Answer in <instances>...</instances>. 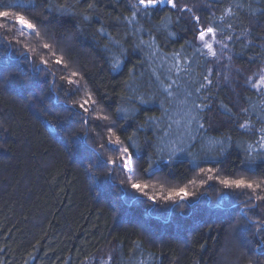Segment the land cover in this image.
<instances>
[{
    "label": "trees",
    "instance_id": "1",
    "mask_svg": "<svg viewBox=\"0 0 264 264\" xmlns=\"http://www.w3.org/2000/svg\"><path fill=\"white\" fill-rule=\"evenodd\" d=\"M90 2L0 0V11H20L47 24L40 38L27 29L21 35L18 24L0 18V73L18 74L0 81V264H84L98 256L109 257L110 264H264V236L251 222L259 215L245 209L250 219L242 217L246 196L219 200L213 185L221 186L201 173L212 168L221 178L264 179V159L255 147L264 100L245 82L264 69V0H187L201 17L198 27L232 24L225 29L233 39H224L222 60L195 39L188 14L179 22L173 16L166 28L155 16L129 25L116 19L130 14L127 0H94L95 10H87ZM229 8L231 14L220 20ZM101 27L105 33L97 31ZM149 28L156 38L153 48L140 44L149 41ZM44 43L69 62L63 75L82 73L80 84L99 102L93 116L108 115L124 125L114 131L124 146L137 145L129 149L132 170L121 171L120 154L99 148L115 136L79 122L73 100L83 92L66 103L61 73L54 78L35 72L42 57L56 58ZM176 53L187 74L168 73ZM115 59L120 64L113 69ZM47 67L55 70L51 62ZM209 69L211 84L203 79ZM169 75L185 83L182 91H191L185 104L179 103L182 94L169 104L160 90L156 77ZM201 83L206 87L196 92ZM140 97L149 103L141 104ZM193 101L200 107L192 110ZM117 108L128 111L117 114ZM186 113L205 127L189 123ZM124 115L134 119H121ZM149 116L156 119L145 124ZM246 120L252 131L238 127ZM249 144L253 164L247 159ZM131 182L147 184L146 195ZM181 187L194 195L175 203L165 199Z\"/></svg>",
    "mask_w": 264,
    "mask_h": 264
},
{
    "label": "snow or ice",
    "instance_id": "2",
    "mask_svg": "<svg viewBox=\"0 0 264 264\" xmlns=\"http://www.w3.org/2000/svg\"><path fill=\"white\" fill-rule=\"evenodd\" d=\"M7 7V6H5ZM127 7L129 9L130 14L128 16H118L117 20H123L126 21L129 25H135L139 23L138 18L144 17L148 20H151L153 16L159 18V23L163 25L165 28L167 27V22L172 21V17L175 16L176 22H179L180 20L185 19V14H188L187 20L189 23L192 24V31L194 33L195 39H198L202 47L207 49V54L211 55L212 57H216L217 53L213 49V43L209 42V39H206V37H209L211 40L215 41L216 43L221 44L222 51L224 49L228 48L227 43H224V39L232 40L233 36L231 34L224 35L225 29H231L232 24H217L215 27L212 26V23L210 22L207 27L199 26L201 25V17L195 15L193 12V7L189 6L187 0H127ZM237 7H240V5H237ZM96 4L93 0V2L88 3L87 10H95ZM86 10V11H87ZM232 10L231 8L227 9L219 19L224 20L225 17L229 14H231ZM0 18H4L5 20H10L15 24L19 25V28L17 31L20 32L21 35H24V30L27 29L29 32L34 34L37 37L43 38L44 35L47 34V24L46 21L42 18H38L37 16H33L32 19H28L23 15L20 11H11V10H3L0 11ZM84 20L90 19V16L84 15ZM35 21V22H33ZM2 26V25H0ZM156 30L159 31L160 28L157 26ZM41 28L45 29V32H41ZM97 31L100 33H105V29L103 27L99 28ZM136 31H141V29H136ZM150 39L149 41L145 42L144 40H140V44L147 43V46L149 48L155 47V37L151 36L152 28L148 29ZM221 34V39L217 40V34ZM110 37V34H107ZM168 35L174 36L175 33L169 32ZM16 43H19L17 41ZM114 43L119 44V41H114ZM191 43V42H189ZM9 44L11 42L9 41ZM53 45L49 43H44L43 48L50 50L53 57H56L54 60L50 61L49 59L41 58L39 60V64H35V72L44 71L46 76H52L56 77V72L59 71L61 73V76L59 77V80L62 81L60 84L61 90L64 92V96L66 98L65 102L67 103L68 99H71L74 96H79L81 92H83V98L82 99H76L73 100V106L77 108V111L75 115L79 117V122L82 125H94L95 128L100 129H106L109 136H115V140L109 139L106 141V143L99 144V148L106 151H112L114 153H119V161H120V168L121 171H124L125 169L132 170V165L130 161L132 160L133 154L130 152V148L137 147L134 143L128 146H124V141L121 140L120 136L116 135V131L124 127L123 124H118L117 121H113L110 119L108 115L103 116H93V112L99 107V102L93 98V93L89 90H87L83 85L80 84V80L83 79V75L79 70H72L68 76L63 75L64 72H67L70 65L69 62L65 59L64 55L57 56L56 52L53 50ZM139 47V45H137ZM183 47V46H182ZM200 49H197L199 51ZM23 55V52L21 53ZM179 59V54H173L172 56V67H169L167 69L168 73L171 74L175 70L176 73L184 72L185 74L188 73V68H181L179 66V63L177 62ZM231 59V57H229ZM54 64L55 70L49 69L47 66L49 63ZM120 61L119 59H115L113 63V69H116L119 67ZM40 65H44L45 67L42 69ZM212 69L208 70V75H205L203 79L208 82V84H211L212 81L209 79V76L212 74ZM153 75H156L154 72ZM18 74L14 73H7L6 75L3 73H0V81H8L14 78H17ZM75 78V79H74ZM157 81H159V88L160 90L165 94V98L169 104L173 102L172 99L169 98H175L177 94H182L184 96V100L179 101L180 104H185L188 100V97L192 95L191 91H182L185 88V83H182L180 79H172L171 75H169L166 80H161L160 76H157ZM247 84H249L253 89H256V91L260 94L262 100H264V69H262L258 73V79H253L252 77H248L245 81ZM67 85V87H65ZM175 86V88H174ZM206 85L201 83L198 88L195 89L196 92H199L200 89L205 88ZM135 91V89H132ZM38 100L39 98H35ZM141 104L149 103V101L143 99V97L139 98ZM163 107V104L161 105ZM200 105L196 104L194 101L192 102V110L199 108ZM103 111V109H100ZM138 110V109H136ZM127 109H121L117 108L116 113L119 114L121 112L127 113ZM168 109H164V113L167 116L168 115ZM242 112L248 113L249 109L244 108L241 109ZM261 113H264V104H262L260 108ZM189 115V123H191L193 120H196V117L191 116L190 113H186ZM121 119L128 120V119H134V117L124 115L123 117H120ZM156 117L149 116L148 120L145 121V124L148 123L149 120H155ZM97 121H106L107 123H97ZM198 123L199 129H203L205 125L203 123H199L198 120H196ZM174 123H179V121H174ZM261 126L258 129H255L256 132L259 133V139L256 141L255 147L260 149L257 153V155L264 159V115L260 118ZM144 125H141L143 127ZM150 126V125H149ZM171 124H168V128H171ZM241 129H246L247 131H252V125L250 120H246L245 123H241L238 125ZM90 131L93 130L91 127L89 129ZM85 135H88V132L85 133ZM100 136V139H104L103 132L98 133ZM135 135V132L133 133ZM127 140H132V136H127ZM190 139L194 140L195 137L192 136ZM95 142V141H94ZM107 144L114 145L113 148L108 149L106 147ZM253 145H248V152H247V159L249 161V164H253L255 162V158L251 154V150L253 149ZM108 163L115 166L117 164V160L113 159L112 157H108L107 160ZM147 171V169H145ZM207 172V180L208 181H215L217 184H219L220 188H215V185H213V190L217 192L218 199L223 201L225 200L229 195L235 193L236 195H244L246 196V200L242 203L244 204V209H242V217L245 220H249L250 217L248 216V211H245V209L253 211L254 214H258L259 218L255 221H251L254 225H258L256 227V232L261 234V236H264V179H256V178H246L244 176H240L239 178H228L223 177L221 178L218 174L214 173L212 168L208 169H201V173ZM248 172L254 173L255 169L252 167L248 168ZM193 183H195L193 181ZM203 183V182H202ZM130 186L133 190H136L137 192L144 193V189L148 187L147 184H142L140 182H131ZM194 194L188 190L187 187H181L179 189H173L171 193L165 197L166 200L172 201L173 203L176 202V198H179V200H187L189 197L193 196ZM149 200L155 201V197L149 196ZM2 251V250H0Z\"/></svg>",
    "mask_w": 264,
    "mask_h": 264
},
{
    "label": "rangeland",
    "instance_id": "3",
    "mask_svg": "<svg viewBox=\"0 0 264 264\" xmlns=\"http://www.w3.org/2000/svg\"><path fill=\"white\" fill-rule=\"evenodd\" d=\"M206 39H209V42L213 43V49L216 51L218 59L222 60L224 58V55H227V49H224L222 51L221 44L216 43L215 41L211 40L209 37H206ZM259 72L260 71H257L254 74H252L254 80L258 79V73ZM252 219H254V218H252ZM84 264H110V259H109V257L106 258V257H99L98 256V257H94V258L88 260Z\"/></svg>",
    "mask_w": 264,
    "mask_h": 264
}]
</instances>
